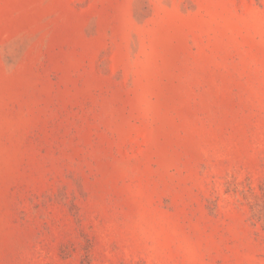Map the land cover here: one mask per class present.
Listing matches in <instances>:
<instances>
[{
	"label": "rangeland",
	"instance_id": "1",
	"mask_svg": "<svg viewBox=\"0 0 264 264\" xmlns=\"http://www.w3.org/2000/svg\"><path fill=\"white\" fill-rule=\"evenodd\" d=\"M0 264H264V0H0Z\"/></svg>",
	"mask_w": 264,
	"mask_h": 264
}]
</instances>
